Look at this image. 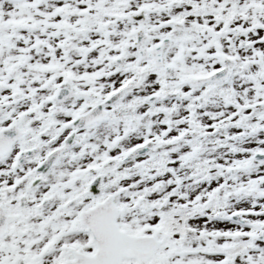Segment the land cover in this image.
<instances>
[{"label":"snow or ice","instance_id":"obj_1","mask_svg":"<svg viewBox=\"0 0 264 264\" xmlns=\"http://www.w3.org/2000/svg\"><path fill=\"white\" fill-rule=\"evenodd\" d=\"M0 264H264V0H0Z\"/></svg>","mask_w":264,"mask_h":264}]
</instances>
